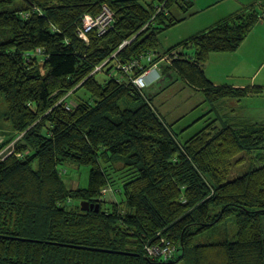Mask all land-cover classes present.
Wrapping results in <instances>:
<instances>
[{"label":"trees","instance_id":"16d2710c","mask_svg":"<svg viewBox=\"0 0 264 264\" xmlns=\"http://www.w3.org/2000/svg\"><path fill=\"white\" fill-rule=\"evenodd\" d=\"M104 6L112 29L102 36L93 30L83 41V17L96 18ZM191 6L0 0V98L10 134L0 150L20 136L0 155V264H264V123H211L181 142L132 83L167 57L163 74L175 72L210 103L263 92L215 87L202 70L210 55L235 52L264 22L263 6L156 53L159 35L177 23L168 11L186 14ZM132 61L139 66L131 73L115 70ZM98 67L111 77L97 79ZM76 87L84 100L68 98ZM112 158L134 175L118 190L122 201L107 209L102 164ZM247 162L250 170L229 180L232 168ZM67 164L89 169L86 188L67 186ZM75 201L99 209L83 212ZM230 221L233 234L225 228ZM162 241L172 257L149 256Z\"/></svg>","mask_w":264,"mask_h":264},{"label":"rangeland","instance_id":"374dc122","mask_svg":"<svg viewBox=\"0 0 264 264\" xmlns=\"http://www.w3.org/2000/svg\"><path fill=\"white\" fill-rule=\"evenodd\" d=\"M258 10L260 11V8H258ZM200 19L202 18L199 16H192L189 22L186 23L189 28H183L182 26H175L173 29L171 28V32L166 34V40L164 39V36H161V43L160 46H158L156 53L159 55V53H162V50H166L168 47L178 42L180 36L191 34L196 30V25L199 23ZM246 38L248 42H246V45L240 51H242L245 61L251 62V67L247 70L248 76L245 75V79L241 78V82H244L245 86L248 85L251 87L263 88V92L261 93L250 94L253 95V97L225 101L220 100L216 103V106H214V112L212 111L209 115L203 114L205 117L203 115L202 117V111L204 110V113L206 114L208 109L207 106L204 105L192 112L191 110L192 108L197 107V104H199L203 98L200 97V94H196L182 79H176L174 83H170L164 88H160V85L154 84L152 86L150 85L151 87L148 86L145 89H142L143 91L149 90L152 93L158 91L153 97H148L144 94L145 98L152 109L154 111L156 110L155 112L163 118L166 124L169 126L173 125L172 130L178 136L179 141L184 142L185 140H188L211 123L214 124L215 128L219 129L227 126L228 124L222 125L221 123L223 120H227L229 116L236 117V122H239L242 119H249L251 123H259L260 119H264V22H259L254 26ZM189 52L192 53V50ZM149 56L154 57L155 55L151 53ZM225 68H227L223 73L225 76L233 73L231 72L232 67L230 68L229 65L225 66ZM94 72H97L96 77L100 80L108 79V77H111L112 75H106V72L102 71L101 68ZM205 76H207V79L210 78L208 74ZM68 98L71 99L70 101L74 102L78 100L81 101L86 98V94L79 87H76ZM5 111V103L2 98H0V144H4L10 135L8 133V124L3 121ZM181 116H183V118L178 120ZM203 118H205L204 121H202ZM18 138H20V136ZM18 138L1 149L0 155L6 151H8L7 153L11 152L12 147L14 148L13 144ZM110 161L111 162L109 163L102 164V168L109 181L107 191L105 190V193H103V200L105 202L104 208L107 209H109L112 203H120L122 201V197L119 196L118 190L134 175L133 171L124 169L123 164H121L117 158H112ZM249 165L250 162H247L246 165L243 166H234L229 175V180L240 177L248 172L251 168ZM254 167H256V165H254ZM62 169L64 170L62 174L63 180L68 187H87L89 169L83 167L77 168L70 166L69 164L65 165ZM73 204V207L80 208V201H75ZM225 228L228 229L231 234L235 231L232 221L228 222ZM220 233L222 234V231H220ZM204 236L205 235L199 238V243L205 241ZM215 238L218 239V236L215 235Z\"/></svg>","mask_w":264,"mask_h":264},{"label":"crops","instance_id":"0c3cea01","mask_svg":"<svg viewBox=\"0 0 264 264\" xmlns=\"http://www.w3.org/2000/svg\"><path fill=\"white\" fill-rule=\"evenodd\" d=\"M192 6L191 9L186 13L183 14L179 12L176 8H171L168 11V15H171V17L177 21L175 26H182L183 28H189L186 23L189 22L192 16H199L202 19H200L199 23L196 25V30H194L191 34H187V36H180L178 42L173 44L172 46L168 47L166 50L174 47L175 45L179 44L180 42L190 38L191 36L195 35L196 33H199L201 31H204L214 25L217 22H220L230 16H233L245 8L251 6V5H260L264 8V0H188ZM167 13V12H166ZM173 26L172 29L175 27ZM171 28L162 34L159 35V46L161 43V36H164V39L166 40L168 32H171ZM247 38L244 40V42L241 44V46L232 53H221V54H212L209 56L206 63L202 65V70L204 71L205 75H209V79L213 86L215 87H221V86H229L234 89H244V88H253L251 86H245L244 82H241V78L245 79V75L248 76L247 70L249 67H251L250 61H245V58L242 55V48L246 45ZM166 50H162V53H159V55L163 54ZM157 69H153L152 73H150L146 79L147 81H152L155 79V77H158V74L160 75L159 80L155 82V84L160 85L161 87H166L170 83H174L176 81V74L173 71H169L166 74H163L164 69L167 68L169 65V62L159 61L156 63ZM228 66L231 68L233 73L225 76L223 73L227 68L225 66ZM247 73V74H246ZM250 74V73H249ZM207 77V76H206ZM163 82V83H162ZM154 85V84H152ZM151 85V86H152ZM150 86V87H151ZM192 88V87H190ZM192 90L196 94H200V97L203 98L202 101L197 104V107L192 108V111H195L197 108H201L202 106H207L206 114L204 113V110L202 111L201 116L209 115L212 111L214 112L216 103H210L206 100L204 94L199 91H195V89L192 88ZM158 91L152 93L149 90H144L143 94H146L148 97H153L155 94H157ZM152 95V96H151ZM247 97H253V95H248ZM225 100H231V99H224ZM219 107V105H218ZM217 107V108H218ZM156 111V110H155ZM203 115V116H204ZM202 116V117H203ZM205 117V116H204ZM183 116L178 118V120L182 119ZM205 118H203L202 121H204ZM219 119V118H218ZM236 117L229 116L227 120L222 121L223 124L233 125V126H240L245 122H250L249 119L240 120L239 122H236ZM199 121V120H197ZM259 123H264V119H260ZM183 130V129H182Z\"/></svg>","mask_w":264,"mask_h":264},{"label":"built area","instance_id":"2783aa9c","mask_svg":"<svg viewBox=\"0 0 264 264\" xmlns=\"http://www.w3.org/2000/svg\"><path fill=\"white\" fill-rule=\"evenodd\" d=\"M260 19L264 21V8L261 12ZM113 26V15L112 13L106 8L105 6L102 8V11L100 15H98L96 18H93L89 15H85L82 19V26L81 29L78 32V36L85 42H87V34L91 31L95 30L99 36L104 35L107 31L112 29ZM161 62H169L167 57H164L160 60ZM138 65L137 61H132L129 65H124L123 67L118 66L115 68V70L119 71L122 70L123 74H129L135 69ZM157 64L155 63L153 66H151L150 69H148L146 72H144L139 77L133 78L132 83L138 88L143 89L146 88L152 84L155 83V79L152 81H147L146 77L152 73L153 69H157ZM100 67L97 68L99 70ZM102 193H105V190L102 191ZM172 250L169 248V243H164L162 241L160 247H153L151 249H147V252L149 256H155L159 257L163 260H166L168 258L172 257Z\"/></svg>","mask_w":264,"mask_h":264},{"label":"water","instance_id":"95a60500","mask_svg":"<svg viewBox=\"0 0 264 264\" xmlns=\"http://www.w3.org/2000/svg\"><path fill=\"white\" fill-rule=\"evenodd\" d=\"M80 209L83 212L93 211V210L95 212H97L98 209H99V205L89 204L88 202H80ZM87 249L88 250H93V251L105 252V253L119 254V255H132V254H128V253H125V252H119V251L97 250V249H90V248H87Z\"/></svg>","mask_w":264,"mask_h":264},{"label":"clouds","instance_id":"9594fccd","mask_svg":"<svg viewBox=\"0 0 264 264\" xmlns=\"http://www.w3.org/2000/svg\"><path fill=\"white\" fill-rule=\"evenodd\" d=\"M262 12V11H261ZM159 77H160V75L158 74V77H155V82L157 81V80H159ZM149 82H150V80H149ZM155 84V83H154ZM143 89H145V88H143ZM140 90H142V89H140Z\"/></svg>","mask_w":264,"mask_h":264}]
</instances>
